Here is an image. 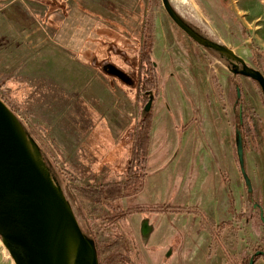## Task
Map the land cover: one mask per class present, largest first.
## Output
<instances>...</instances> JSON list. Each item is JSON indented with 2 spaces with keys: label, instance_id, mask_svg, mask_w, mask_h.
I'll use <instances>...</instances> for the list:
<instances>
[{
  "label": "rangeland",
  "instance_id": "1",
  "mask_svg": "<svg viewBox=\"0 0 264 264\" xmlns=\"http://www.w3.org/2000/svg\"><path fill=\"white\" fill-rule=\"evenodd\" d=\"M44 1L0 0V98L14 106L25 127L46 145L56 168L68 183L77 186L123 183L133 166L132 148L145 106L136 84L129 86L105 74L102 65L112 63L131 75L127 62L138 68L144 25L148 17L154 20L155 50L151 58L159 72L161 105L150 113L158 120L152 138L150 133L145 188L115 204L97 207L83 203L90 227L85 222L98 241L108 242L122 235L128 245L123 252H130L136 264H227L224 250L240 264L256 250H264V226L259 209L254 207L258 202L264 210V99L258 85L245 77L234 80L211 52L175 25L161 0L158 4L154 0ZM188 3L177 1L176 5L264 74V0ZM78 65L105 76L129 97L132 114L122 108L123 119L117 118L115 128L104 119L106 106L102 101L87 102L72 93L83 75L72 74ZM237 85L242 90V111L250 117L254 135L247 151L254 195L248 194L236 159L234 131L240 114V104L235 103ZM81 116L88 121L79 126L86 131L96 125L94 135L79 149L83 156L68 157L57 148L53 127L65 126L73 117ZM194 117L193 131L183 134L184 122ZM197 132L212 152L210 167L200 149L194 150L200 146ZM199 165H203V172ZM229 189L234 190L231 195H236L242 209H233V219L222 212V221L212 222L208 216L218 208L222 210ZM145 206L197 208L206 217L195 212H137L118 222L117 229L103 219L114 207L127 210ZM146 218L155 226L149 250L140 236ZM223 222L233 225L221 232ZM213 232L220 239L212 244ZM0 264H15L2 246ZM257 264H264V258Z\"/></svg>",
  "mask_w": 264,
  "mask_h": 264
},
{
  "label": "water",
  "instance_id": "2",
  "mask_svg": "<svg viewBox=\"0 0 264 264\" xmlns=\"http://www.w3.org/2000/svg\"><path fill=\"white\" fill-rule=\"evenodd\" d=\"M161 1L181 31L198 46L211 52L234 80L245 77L256 83L264 99V74L247 64L201 21L185 15L176 5L177 1L188 5V0ZM154 65L157 67L155 62ZM102 68L105 74L118 78L126 85H135L133 77L114 64L105 63ZM149 94L150 101L142 110L141 121L153 110L154 96ZM236 95L235 103L238 104L242 99L239 85L236 86ZM239 117L240 122L234 131L236 159L247 192L254 195L255 187L248 170L241 129L242 105ZM254 207L259 209L264 226L262 205L256 202ZM154 232V224L146 219L141 230L145 244H148ZM0 241L15 264H100L96 240L89 235L85 219L67 194L66 183L54 163L44 156L37 139L1 98ZM258 256H264V250L256 252L250 264H255Z\"/></svg>",
  "mask_w": 264,
  "mask_h": 264
},
{
  "label": "trees",
  "instance_id": "3",
  "mask_svg": "<svg viewBox=\"0 0 264 264\" xmlns=\"http://www.w3.org/2000/svg\"><path fill=\"white\" fill-rule=\"evenodd\" d=\"M40 1V0H39ZM42 3H46L44 0H41ZM156 4L159 3V0H154ZM155 25L153 17L150 16L147 18V21L144 25L143 29V45H142V55L145 61L149 60L155 50ZM256 84V83H255ZM7 104L11 107V109L16 113V109L11 105L8 101ZM240 122V117H239ZM250 117L243 113V125L241 126L242 133L244 136L245 150H251L252 141L251 138L253 135V131L251 128ZM153 128V116H148L145 120L139 121L137 126V135L135 144L133 145V153H134V163L133 166L130 167L129 172L125 176V181L123 183H117L111 186L101 185L97 188L89 187V186H77L68 183L67 178H65V174L57 169L59 174L61 175L63 182L66 183V191L75 205L78 207L79 212L83 216V218L88 221V213L83 208L84 202H91L93 205L97 207H101L106 203L115 204L120 200L133 197L140 194L145 188V180L147 177V163H148V145L150 142V133ZM31 132V131H30ZM31 134L37 139V141L41 145L42 152L48 161H52L51 155L46 148V145L41 141L40 137L36 136L33 132ZM54 163V162H53ZM56 167V166H55ZM57 176V175H56ZM76 181L75 178H72ZM58 180L60 178L58 176ZM233 209H235V201L232 200ZM143 211H154V212H175V213H190L195 212L196 214L202 215L203 218L206 215L199 209H187L183 207H174V206H166V207H132L127 210L123 208L114 207L112 212L109 215H106L103 219L106 221L108 226H112L117 229V223L124 221L128 215L137 212ZM89 227L90 222L88 221ZM233 225L232 222H223L219 225V230L223 232L227 228H231ZM92 231L89 228V235L91 236ZM96 240L99 262L102 264V259L106 264H130L131 260L126 256V253H122L123 250H128V245L124 241L122 235H116V238L112 241L108 242H100L97 239V236H92ZM219 236L213 232V241L212 244L219 241ZM213 247V246H212ZM211 247V248H212ZM122 249V251H121ZM225 251V255L227 257V264H235L233 258L230 256L227 250ZM128 252V251H127ZM130 252H128L129 254ZM125 257L128 260H125ZM252 255L243 258L240 264H250ZM264 258V256L256 257V264L260 259Z\"/></svg>",
  "mask_w": 264,
  "mask_h": 264
},
{
  "label": "crops",
  "instance_id": "4",
  "mask_svg": "<svg viewBox=\"0 0 264 264\" xmlns=\"http://www.w3.org/2000/svg\"><path fill=\"white\" fill-rule=\"evenodd\" d=\"M71 72L72 74H74L75 72L77 74H83L81 82L78 83L79 86H75L72 89V93L80 94L79 98H83L87 102H91L94 100L99 102L102 101L103 104L106 106V116L104 119L105 121H108V124L110 126L115 128L116 124L119 125L117 123V118L119 119V121H122V108H125V110L128 112V115H130V113L132 114L133 107L130 103L129 97L122 93L120 86L113 84V82L108 81L105 76L97 74L93 69H90L83 65L74 66ZM73 118L74 119L72 120V122L66 123L65 126L56 125L53 127V136L57 140L56 146L58 149H60L62 153L66 154V156L68 157L84 155V152H80L79 149L84 147V142H87L91 139V135H94V129L96 128V125H94L90 130L87 128L86 131H83L82 127H80L79 125L82 124L81 126H83L82 122L84 120L88 121V119H85L84 116H81L80 118ZM157 120L158 117L155 116L153 120L154 124L153 129L151 131V138L157 130V127L155 126ZM127 125L129 124L127 123ZM191 128L192 126L183 134H185L186 132L193 131L191 130ZM110 129L111 127H109V131ZM197 133L196 135L198 136H196V140L200 141V146L198 147L196 145L194 150L196 152L197 148L200 149V154L205 158L206 165L210 167L211 163H213L212 152L207 146L206 140L202 138L200 133ZM114 135H116V133H114ZM116 136L118 137V135ZM199 167L203 172V165H199ZM198 181L199 183H201V181H203V177H199ZM233 191L234 190L229 189V194L227 198L221 204L222 210L220 211L218 208L212 217L208 216L212 222L218 223L221 219L222 212L228 213L227 219H233L234 211L231 202L232 196L235 199V209L237 210V212L240 211L241 207L238 206V198L234 193L231 195V192Z\"/></svg>",
  "mask_w": 264,
  "mask_h": 264
},
{
  "label": "flooded vegetation",
  "instance_id": "5",
  "mask_svg": "<svg viewBox=\"0 0 264 264\" xmlns=\"http://www.w3.org/2000/svg\"><path fill=\"white\" fill-rule=\"evenodd\" d=\"M140 57H141V60H140V64H139L138 68H135L136 66H133L132 65L133 62L132 63H128L127 62V64L130 65L129 67L132 69L131 72H130V74H131L130 76H132L133 79L135 80V84H136L137 89H138V92H137L138 95H139L138 97L141 99L142 104L144 106H146V104L150 101V95L151 94H149V93H152V95L154 96L153 110L151 112V113H153L154 109H156V107L158 105H161V100H160V83H159V74H158L159 72L157 70L158 68L155 67L154 62L152 61V58H150L149 60L145 61L143 59V55L142 54H141ZM133 61L135 62V59ZM103 65H102V67H103ZM114 78H116V77H114ZM238 104H240L239 106H241V101ZM169 109H170V106H169ZM165 111L167 113H169L167 110H165ZM196 121H197L196 120V117H194L189 122L188 121L187 122H184V125L182 127V131L183 132L187 131L192 125L196 124ZM139 213H145V214H147V213L162 214L163 212L143 211V212H139ZM146 219H149V218H146ZM151 224H153V223L151 222ZM91 236H94L93 233L91 234ZM140 236H141V239H142V244H144V247L147 250H149V243H148V246L146 247L145 246V243L143 242L142 234H140ZM258 251H260V250L258 249L255 252H253L252 256L256 252H258ZM123 253H126V256L131 260L130 264H136L135 263L136 260H133V258L131 256V253H129L130 255L128 254L127 251H124ZM171 253H172V249L169 251L168 256ZM127 257H125V260H128ZM102 264H106V263H104V260L103 259H102ZM255 264H256V261H255Z\"/></svg>",
  "mask_w": 264,
  "mask_h": 264
},
{
  "label": "bare ground",
  "instance_id": "6",
  "mask_svg": "<svg viewBox=\"0 0 264 264\" xmlns=\"http://www.w3.org/2000/svg\"><path fill=\"white\" fill-rule=\"evenodd\" d=\"M181 1H187V0H181ZM0 246H2L3 248H5L4 246H3V244L1 243V241H0Z\"/></svg>",
  "mask_w": 264,
  "mask_h": 264
}]
</instances>
